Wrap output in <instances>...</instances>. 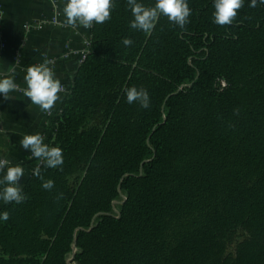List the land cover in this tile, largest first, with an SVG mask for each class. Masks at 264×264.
I'll return each mask as SVG.
<instances>
[{"label": "trees", "instance_id": "16d2710c", "mask_svg": "<svg viewBox=\"0 0 264 264\" xmlns=\"http://www.w3.org/2000/svg\"><path fill=\"white\" fill-rule=\"evenodd\" d=\"M249 3L220 26L212 0H189L183 29L160 17L145 34L116 0L93 24L42 131L64 163L0 208V264H264V6Z\"/></svg>", "mask_w": 264, "mask_h": 264}, {"label": "clouds", "instance_id": "9594fccd", "mask_svg": "<svg viewBox=\"0 0 264 264\" xmlns=\"http://www.w3.org/2000/svg\"><path fill=\"white\" fill-rule=\"evenodd\" d=\"M245 0H212L213 22L220 26L231 25L237 17L238 10L243 8ZM264 6V0H250L249 7ZM132 19L129 27L132 30L151 34L160 17L167 19L174 25L183 29L189 22L191 8L189 0H154L152 5H146L142 0H127ZM116 7V0H64L62 14L65 23L69 26H82L85 29L93 27V24H103L111 19V12ZM133 41L124 38L122 44L131 46ZM26 88L24 95L31 103L38 106L42 112L51 113L55 104L61 99L64 85L57 77L53 61L44 59L26 68L24 75ZM15 70H11L6 76L0 77V96L9 99V94L16 91ZM128 104H139L147 109L150 107V96L145 88L136 86L125 89ZM23 150L29 152L32 157L39 160L45 168L58 169L64 163L63 149L60 146H52L45 143V136L37 132L26 134L20 140ZM35 174L40 175V169H35ZM24 176V168L21 164L12 165L9 162L3 175L0 176V201L4 204L23 203L27 195L20 183ZM42 179V178H41ZM42 187L51 190L54 181L43 180ZM10 213L0 212V222L7 221Z\"/></svg>", "mask_w": 264, "mask_h": 264}, {"label": "crops", "instance_id": "0c3cea01", "mask_svg": "<svg viewBox=\"0 0 264 264\" xmlns=\"http://www.w3.org/2000/svg\"><path fill=\"white\" fill-rule=\"evenodd\" d=\"M61 4L63 8L64 0H61ZM0 5L5 11V20L0 33V46L2 42L6 43V48L0 50L2 51L0 72L6 76L14 69L15 74H18L14 66L15 50L20 39L26 36L27 43L22 68L26 69L43 58L51 56L58 61L55 72L61 83L69 82L74 77L79 63L75 58L66 61L62 59L64 44L69 42L72 51L80 52L83 45L78 33H82L85 28L79 25H68V28L62 30L49 28L42 31L36 30L26 35L23 26L46 15L48 11L46 0H0ZM62 20L65 22L63 15ZM24 75L25 71L19 73V81L26 86ZM9 97L5 99L0 96V159H6L7 166L9 162L12 165L21 164L23 166L24 176L20 181L23 187L36 168L34 162L29 160L30 153L22 149L20 140L26 134L42 133L46 126L43 112L38 106L33 105L29 98L15 93H10ZM60 104L61 99L54 107ZM7 166L0 168V176L3 175ZM4 205L0 201V208Z\"/></svg>", "mask_w": 264, "mask_h": 264}, {"label": "built area", "instance_id": "2783aa9c", "mask_svg": "<svg viewBox=\"0 0 264 264\" xmlns=\"http://www.w3.org/2000/svg\"><path fill=\"white\" fill-rule=\"evenodd\" d=\"M46 4L48 6V11L46 12V15L41 16L40 19L38 20L26 23L23 26V30L26 35L36 30L42 31V30L49 29V28L62 30V29L68 28V25L62 20V15H63L62 9L63 8H62L61 0H46ZM4 20H5V11L0 5V33L3 27ZM90 30L91 28L85 29L82 33L77 32L80 35L81 42L83 45V49L78 53L72 51V49L70 48L69 42H65L64 44L65 50H64L63 57H62L63 60L66 61V60H71L72 58H75L77 62L81 64L86 59V56L88 55L89 50H90V36H91ZM26 43H27L26 36L20 39V41L17 44V49L15 50V56H14V66L16 70H18V74H16V80H18L16 81V83L18 85V88L16 91L11 92V93H15L19 95H24L23 90L26 88V86H24L22 82L19 81V73L26 71L25 68H22V60L25 57ZM5 48H6V43L2 42L0 46V50H4ZM1 55H2V51H0V57ZM44 59L52 60L54 69H56L57 62H58L56 58L47 56L46 58H43L39 62H43ZM0 76L3 77L4 75L0 72ZM63 85H64V92L60 94L61 99H63L68 94V88L66 87L65 84ZM59 110H60V105L58 107H53L50 114L45 113V112L42 113L46 128L52 126V122H54L53 118ZM55 126H53V129H55ZM41 134L45 136V142H46V139H47L46 135L43 133ZM29 160L34 162V167L36 169L41 164V162L37 160L36 158L32 157L31 154H29ZM6 166H7L6 159L1 158L0 168H5Z\"/></svg>", "mask_w": 264, "mask_h": 264}, {"label": "rangeland", "instance_id": "374dc122", "mask_svg": "<svg viewBox=\"0 0 264 264\" xmlns=\"http://www.w3.org/2000/svg\"><path fill=\"white\" fill-rule=\"evenodd\" d=\"M1 7H2V6H1ZM2 8H3V7H2ZM115 210H117V211L119 210L118 206H116Z\"/></svg>", "mask_w": 264, "mask_h": 264}, {"label": "water", "instance_id": "95a60500", "mask_svg": "<svg viewBox=\"0 0 264 264\" xmlns=\"http://www.w3.org/2000/svg\"><path fill=\"white\" fill-rule=\"evenodd\" d=\"M124 203V202H123Z\"/></svg>", "mask_w": 264, "mask_h": 264}]
</instances>
